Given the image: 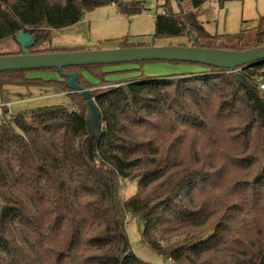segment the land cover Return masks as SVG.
<instances>
[{
    "label": "trees",
    "instance_id": "obj_1",
    "mask_svg": "<svg viewBox=\"0 0 264 264\" xmlns=\"http://www.w3.org/2000/svg\"><path fill=\"white\" fill-rule=\"evenodd\" d=\"M164 1L154 38L216 49L198 43L210 38L196 13L209 0H188L190 9L177 13ZM111 5L127 17L143 11L121 0H0V45L16 34L5 11L36 35L30 53L42 54L68 52L50 46L51 32ZM263 45L264 17L252 44L233 50ZM132 47L146 46L120 45ZM104 66L63 69L101 113L96 166L81 150L84 100L66 78L30 75L54 69L0 73V97L8 86L55 88L71 101L16 114L2 108L0 264H150L131 251L127 218L147 248L173 264H264V88L255 96L229 70L203 65L110 82ZM241 72L264 87V63ZM125 181L136 191L122 201Z\"/></svg>",
    "mask_w": 264,
    "mask_h": 264
},
{
    "label": "rangeland",
    "instance_id": "obj_2",
    "mask_svg": "<svg viewBox=\"0 0 264 264\" xmlns=\"http://www.w3.org/2000/svg\"><path fill=\"white\" fill-rule=\"evenodd\" d=\"M121 2L124 4L139 3L143 11L138 15L127 17L120 15L113 5L96 8L93 11L84 13L82 22L78 25L53 30L51 32V47L60 51L70 48L82 51L109 50L119 48L125 40L132 45L191 46L187 38L153 37V12L158 15L163 13L161 6L165 3L164 0H121ZM168 5L173 13L186 12L190 9L188 0L180 2L168 0ZM196 13L198 21L201 22L210 36L208 40L198 41L199 44L204 43L216 47V49H239L252 44L254 41L259 21L264 17V0H209ZM46 47L47 45L43 44L36 50H42ZM19 52L20 48L13 39L0 45V53L3 55ZM103 71L110 73L105 78L107 81L120 82L139 77L155 78L199 72L202 71V67L195 64L154 61L107 65L103 67ZM30 75L43 80L58 79L60 77L54 71H35ZM90 80L95 82L93 79ZM251 82L253 83L252 80ZM256 82L258 85L254 83L253 85L262 93L259 79H256ZM15 88L21 94L27 92V90L19 87H8L7 90ZM28 92L48 95L30 100L26 105L28 112L44 106L60 105L66 107L71 105L70 98L65 94H61L60 90L55 88L28 89ZM2 96L3 100L13 99L5 89ZM11 111H13V108L10 109V113H12ZM1 114L0 111V122ZM135 191L136 183L125 181L119 191V197L124 201L132 196ZM124 229L130 249L137 258L150 264H173L147 248L141 240L139 226L134 219L127 218Z\"/></svg>",
    "mask_w": 264,
    "mask_h": 264
},
{
    "label": "water",
    "instance_id": "obj_3",
    "mask_svg": "<svg viewBox=\"0 0 264 264\" xmlns=\"http://www.w3.org/2000/svg\"><path fill=\"white\" fill-rule=\"evenodd\" d=\"M5 13L16 31L14 41L19 46L21 54L0 56V73L54 69L59 76L67 79V88L73 93H79L84 100L86 135L81 142V150L85 160L92 166L100 164L96 155V145L101 132V113L91 98L90 91L77 85V75L73 72L63 73L64 68L154 61L196 64L229 70L249 92L255 96L262 95L241 70L264 63V45L243 51L202 48L198 45L189 47L165 45L32 54L30 49L35 44L36 35L27 34L17 20L8 12ZM189 38L193 42L197 40L194 34H190Z\"/></svg>",
    "mask_w": 264,
    "mask_h": 264
},
{
    "label": "crops",
    "instance_id": "obj_4",
    "mask_svg": "<svg viewBox=\"0 0 264 264\" xmlns=\"http://www.w3.org/2000/svg\"><path fill=\"white\" fill-rule=\"evenodd\" d=\"M81 22L82 21H80L79 23H81ZM79 23H77V24H75L73 26H70V27H74V26L78 25ZM70 27H66V28H70ZM50 46H51V43H50ZM68 48H70V47H68ZM62 51H82V50L75 49V48H70V49H63ZM8 87H11V86H8ZM7 88L4 87V89L6 91H8L9 96H11L13 99L3 100V96H1L0 97V104H5V103H9L10 104L9 107H6V109H8V113L9 114H16V113H20V112H24V113L28 112L27 109H26L27 108L26 105L30 102V100L48 96V95L40 94V93L39 94L29 93L28 89H25V88H23V89L27 90V92H25V94H21V92H18L19 90H16L17 88L8 89V90H7ZM19 88H22V87H19ZM30 90H32V89H30ZM11 108H13V111H11L12 113H10V109ZM0 111L2 112V108H0Z\"/></svg>",
    "mask_w": 264,
    "mask_h": 264
},
{
    "label": "built area",
    "instance_id": "obj_5",
    "mask_svg": "<svg viewBox=\"0 0 264 264\" xmlns=\"http://www.w3.org/2000/svg\"><path fill=\"white\" fill-rule=\"evenodd\" d=\"M264 87H263V85L261 84L260 85V89H263ZM9 103H5V104H0V108H6V107H9Z\"/></svg>",
    "mask_w": 264,
    "mask_h": 264
}]
</instances>
